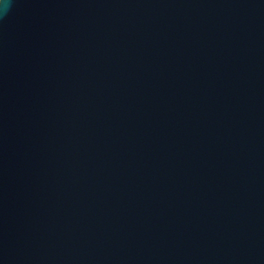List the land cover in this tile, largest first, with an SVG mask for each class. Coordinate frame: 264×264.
Wrapping results in <instances>:
<instances>
[{
	"label": "water",
	"instance_id": "95a60500",
	"mask_svg": "<svg viewBox=\"0 0 264 264\" xmlns=\"http://www.w3.org/2000/svg\"><path fill=\"white\" fill-rule=\"evenodd\" d=\"M0 0V264H264V0Z\"/></svg>",
	"mask_w": 264,
	"mask_h": 264
},
{
	"label": "clouds",
	"instance_id": "9594fccd",
	"mask_svg": "<svg viewBox=\"0 0 264 264\" xmlns=\"http://www.w3.org/2000/svg\"><path fill=\"white\" fill-rule=\"evenodd\" d=\"M2 7H3L4 13L6 14L7 11L9 10V8H10V4L7 2V0H5V2L3 3Z\"/></svg>",
	"mask_w": 264,
	"mask_h": 264
}]
</instances>
